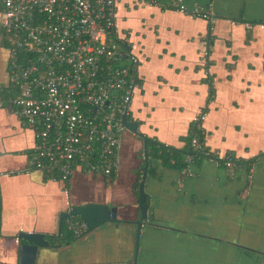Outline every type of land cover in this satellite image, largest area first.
Segmentation results:
<instances>
[{"label": "crops", "instance_id": "1", "mask_svg": "<svg viewBox=\"0 0 264 264\" xmlns=\"http://www.w3.org/2000/svg\"><path fill=\"white\" fill-rule=\"evenodd\" d=\"M185 10L118 0L117 28L138 59L129 118L158 144L232 154L233 175L206 157L182 169L151 161L137 264H264V0H181ZM0 62V93L7 85ZM33 135L0 107V264H19V232L55 236L58 216L87 203L133 204L142 141L125 131L112 181L75 170L67 182L26 171ZM161 145V146H159ZM163 147V148H164ZM155 158V157H154ZM173 163V161H170ZM57 243V239H54ZM135 226L105 224L35 264H132Z\"/></svg>", "mask_w": 264, "mask_h": 264}, {"label": "built area", "instance_id": "2", "mask_svg": "<svg viewBox=\"0 0 264 264\" xmlns=\"http://www.w3.org/2000/svg\"><path fill=\"white\" fill-rule=\"evenodd\" d=\"M185 10L181 0H167ZM118 0H0V36L7 44L8 87L0 107H10L33 135L26 171L67 182L75 170L112 181L118 172L122 118L137 88V57L117 28ZM163 6V0H138ZM194 152L233 175L236 159L209 152L196 133ZM75 237L86 231L66 219Z\"/></svg>", "mask_w": 264, "mask_h": 264}, {"label": "water", "instance_id": "3", "mask_svg": "<svg viewBox=\"0 0 264 264\" xmlns=\"http://www.w3.org/2000/svg\"><path fill=\"white\" fill-rule=\"evenodd\" d=\"M124 51L128 53L129 48L126 47ZM122 124L125 128V131L135 134L142 141L143 166L141 168V176L137 186L135 202L133 204H125V205L87 203L80 206H73L68 211H64L59 214L56 237H58L61 233V227L63 221L71 217H78L81 221H83L86 224V231L80 237L87 235L88 233L96 230L97 228L105 224L118 225V224L130 223L135 226L134 255H133L132 264H137L141 228L143 226V223L148 219L149 196L147 193H145V189H144L148 167H149L148 147L149 144H158V143L140 134L138 132V123L130 119L129 116H124L122 118ZM161 147L163 148L164 146ZM168 149L179 152L185 156L195 155L192 149H188V150H179L175 148H168ZM211 152H216V151L214 150ZM219 155L220 157L224 156L220 152ZM54 237L55 236H49L45 233L38 232L35 230V228H33V230H30L28 232L25 231L19 232L18 238L21 241V244L19 246V264H35L40 249L54 246L49 241V239H52Z\"/></svg>", "mask_w": 264, "mask_h": 264}, {"label": "trees", "instance_id": "4", "mask_svg": "<svg viewBox=\"0 0 264 264\" xmlns=\"http://www.w3.org/2000/svg\"><path fill=\"white\" fill-rule=\"evenodd\" d=\"M152 148H153V152H151L150 154L151 158L149 159V166L151 165V161L154 160V161H160L161 165L168 169L174 168L180 170L184 167V164L180 162L184 156L181 153L173 151L168 148H159L155 146H153ZM170 161H173V163H171ZM54 239H57V243H55ZM78 239L79 237H75L74 234L67 229L66 220H64L62 223L60 235L58 237L49 239V241L55 247H62V246L70 245L71 243L75 242Z\"/></svg>", "mask_w": 264, "mask_h": 264}, {"label": "flooded vegetation", "instance_id": "5", "mask_svg": "<svg viewBox=\"0 0 264 264\" xmlns=\"http://www.w3.org/2000/svg\"><path fill=\"white\" fill-rule=\"evenodd\" d=\"M8 56H9V51L7 48V44L4 38L0 36V62H3L5 64L7 81H8ZM6 87H8V83Z\"/></svg>", "mask_w": 264, "mask_h": 264}]
</instances>
